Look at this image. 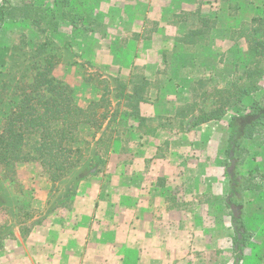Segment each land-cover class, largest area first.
<instances>
[{"label":"rangeland","instance_id":"1","mask_svg":"<svg viewBox=\"0 0 264 264\" xmlns=\"http://www.w3.org/2000/svg\"><path fill=\"white\" fill-rule=\"evenodd\" d=\"M24 1L47 7L53 1L59 5L60 0L11 2L16 5ZM158 1L130 0L133 4L128 5L125 0H69L65 9L82 14L83 24L94 28L93 33H84L68 24H60L57 33L47 27L48 22H43L46 33L42 34L34 23L24 20L7 21L0 26V130L22 91L48 60L54 63L52 77L73 90L80 106L98 99L105 85L110 111L117 115L131 112L133 103L125 98L132 88L128 81L131 76L143 73L138 67H132L128 77L124 72L128 67L123 63L133 55L127 45L134 34L129 23L137 19L136 12H146L152 2ZM57 10L61 12L63 8ZM171 18L168 25L172 32L182 34L188 27L192 28L188 20L179 23L178 19ZM154 30L157 25L147 21L143 37L147 38ZM225 33L213 31L211 34L217 35L216 40L221 43ZM175 36L167 41L175 43ZM212 88L208 84L209 91L199 98L201 111L230 108L233 116L243 114L244 104L221 99ZM261 96L264 97V81L252 100ZM187 117L188 106L160 136L157 129L161 120L148 119L140 130L149 135V147L142 144L138 131L129 140L125 141L124 137L120 144L114 143L109 149L107 143L98 146L91 143L84 150L80 164L54 185L36 165L23 164L10 178L4 177L0 167V264H110L109 259L101 262L98 258L116 256V246L106 248L104 244H94L103 242L110 233L116 235L120 248L127 252L134 250L142 256L139 264L146 263L145 255H152L158 228L135 221L144 216L152 225H161L164 251L172 240L180 241L179 247L172 250L171 264H232L233 232L229 210L224 204L230 185L225 168L218 165L224 159L225 136L217 134L211 149H191L186 159L179 158L182 149L173 150L171 144L183 132L184 128L178 124ZM152 142L158 144L155 155ZM245 144L250 155L242 164L234 166L238 179L255 167L256 156L263 160L264 167L261 137L256 136ZM213 163L221 167L218 172ZM122 175L132 181L127 180L129 191L124 195L120 194V184H124ZM245 193L239 200L232 198V203L243 207L245 223L252 229L254 220L250 209L254 205H250L253 201ZM263 197L262 182V195L255 201L263 203ZM243 252V264H255L250 251ZM89 259H92L90 263Z\"/></svg>","mask_w":264,"mask_h":264},{"label":"trees","instance_id":"2","mask_svg":"<svg viewBox=\"0 0 264 264\" xmlns=\"http://www.w3.org/2000/svg\"><path fill=\"white\" fill-rule=\"evenodd\" d=\"M11 1H0V26L7 21L24 20L34 23L42 34L46 33L43 22H48L47 27L57 33L60 24H68L71 28L84 33L95 31L91 26L83 24L85 19L82 14L65 9L69 6V0L58 1L59 5L53 1L52 6L47 7L25 1L13 5ZM58 7L63 10L58 12ZM237 9V7L230 8V13L233 14ZM173 18L178 19L179 23L188 20L189 25L192 26L189 30L185 29L178 37L180 43L191 44L193 40L207 42L216 27L215 21L201 17L199 10L188 14L179 13ZM225 35L224 38L231 40L243 39L247 45V55L245 57L234 55L230 87L226 89L213 87L211 91L220 95L221 99L223 97L240 102L260 92L261 82L264 81V5L257 8V12L249 21L242 22L237 29L227 30ZM132 38L145 39L143 34H133ZM49 57L51 60L54 59L51 55ZM53 68L54 63L46 61L4 119L0 130V167L6 178L16 175L19 166L31 164L38 166L47 180L54 185L80 164L84 150L91 143L95 142L96 146L107 143L109 149L114 143L120 144L124 137L125 141L129 140V137L137 131L140 132L139 139L145 133L140 129L147 120L140 116L139 105L147 102L152 84L143 75L131 76L128 81L132 88L128 94H125V98L133 103L132 111H124L117 115L110 111V100L105 85L98 99L91 100L82 107L78 104L73 90L52 77ZM199 85L205 86L204 82H200ZM201 92L196 99L205 96L206 92ZM258 98L252 101L242 115L232 117L228 144L222 152L224 159L221 165L225 168L230 185V192L224 204L229 210L228 216L233 232L232 264H241L243 251L251 238V232L242 213L243 207L241 209V205L234 206L232 198L239 200L241 194L247 191L260 194L262 182L264 183L263 164H256L245 177L242 176L240 179L236 178L234 168L236 163L242 164L246 158H249L250 150L245 141L259 136L261 142H264V97ZM193 103L197 104L195 99ZM192 105L190 109L188 104L185 105L178 109L176 114L179 115L186 106H188V114L191 113ZM225 112L224 109L216 108L203 113L196 123L219 120ZM131 120L136 124L133 121L129 122Z\"/></svg>","mask_w":264,"mask_h":264},{"label":"crops","instance_id":"3","mask_svg":"<svg viewBox=\"0 0 264 264\" xmlns=\"http://www.w3.org/2000/svg\"><path fill=\"white\" fill-rule=\"evenodd\" d=\"M125 2L128 5L133 4L130 0H125ZM136 2H138V0H136ZM248 2V4H245V0H159L158 2H152L146 12H136L135 16L138 20L136 19L129 23V25H131L130 31L134 34H142L147 21L154 22V24L157 25V30L152 31L145 39L140 38L138 39L139 41L128 39L129 42L127 45L132 48L133 55L126 58L125 63H123V66H126V68L128 67V70L126 69L124 71L127 77L128 75L130 76L132 67H138L137 69L142 70L146 80L152 84L148 92L147 102L140 103L139 105L140 116L146 120L150 118L161 120L157 129V134L160 136L165 128L169 127L170 129L171 124H174L178 109L185 107L187 104L190 109V105H192L194 99L197 102L194 106L192 105L193 111L188 114V117L178 124V126L183 127L184 130L183 132L180 131L178 138L171 144L173 150L178 148L182 149V152L179 153V158L186 159L188 151L191 149L197 151L201 149H211L214 147L212 144H216L214 141L216 140L217 134L225 136V145H227L226 143L230 135L229 126L234 114H231L229 108L219 120L196 123V121L199 120V116L203 113H207L206 110L201 111V99L199 100L196 98L198 94L200 95L202 93L201 91L206 92L208 84L216 89H226L230 87L233 74L234 55L237 54L245 57L247 55V45L243 39L236 41L224 38V41L220 43L216 40L217 35H211V40L207 42H202V40L197 42L193 40L191 44L190 42L180 43L177 37L182 34H177L176 30L175 32L170 31L171 27L168 23L172 20L171 17H174L176 14L181 12L190 13L199 10L201 17H206L215 21L216 27L213 30L216 34H221L222 32H227V30L237 29L242 22L249 21L257 12V8L264 5V0H249ZM236 6L238 9L231 14L230 8H235ZM189 29L188 27V30ZM193 29H195V27ZM171 36L176 37L175 43H169L171 41H167ZM200 38L201 37H196L195 39ZM164 55L167 56V59L165 56L166 62ZM200 82H204L205 86H200ZM253 97H255V95L246 97L240 102L235 103L244 104L245 108H247L252 103ZM159 139L160 138H158V140ZM150 140L149 135H142V144L149 147V144H151ZM158 140L155 141L157 142ZM157 145L158 144H152L154 155L157 150ZM146 157L149 158L151 156L147 155ZM179 158L177 161L181 163ZM222 159L223 158H221V161H223ZM221 161L220 164L213 163L217 172L221 168L219 167L221 166ZM256 164H263V160H261L259 156H256ZM160 177H162V175H160ZM128 178L129 177H124L122 175L124 184H120L121 195L129 191L128 182L132 181ZM256 193L257 192L248 191L245 195L247 194L248 199L251 201L257 202L255 201L256 197H258V200H260V197L255 196L259 195ZM260 195H262V192ZM253 202H250L251 206L254 205V207L250 209V216L252 220H254L252 225L253 228L251 226L252 229H249L251 238L245 249L250 251L251 255L249 256L254 258L255 264H264V201L263 203L257 202L255 204H253ZM111 204H108L109 208L112 207ZM107 218H110V216H107ZM135 221L137 223L142 222V226L148 223V226L158 228L156 229V239H153L152 255H145L148 260L143 264H171L172 250L179 247L177 244L180 243V241L177 243L172 240L170 244H166L168 250L164 251L161 247V236L163 235L160 233L161 225H152L151 221L145 216L138 217ZM184 237L185 239L187 238L185 229ZM106 239L103 238V242H94V244H104L106 248L115 245L117 255L111 257L100 256L98 259H100L101 262L103 259H109L108 261L110 264H139L142 256L138 255L134 250L127 252L123 248H120L119 244L116 242V235L110 233ZM244 257L243 252V258ZM91 260L92 259H89L88 263H90ZM241 264H243V259Z\"/></svg>","mask_w":264,"mask_h":264}]
</instances>
